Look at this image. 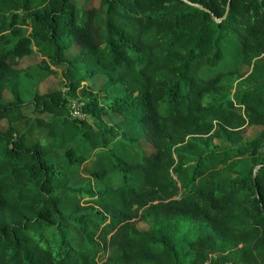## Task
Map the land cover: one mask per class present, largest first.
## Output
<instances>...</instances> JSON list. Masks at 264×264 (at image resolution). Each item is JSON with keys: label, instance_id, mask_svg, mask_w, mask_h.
<instances>
[{"label": "trees", "instance_id": "obj_1", "mask_svg": "<svg viewBox=\"0 0 264 264\" xmlns=\"http://www.w3.org/2000/svg\"><path fill=\"white\" fill-rule=\"evenodd\" d=\"M85 6L0 0V264H264V0ZM228 38L240 63L218 71Z\"/></svg>", "mask_w": 264, "mask_h": 264}, {"label": "rangeland", "instance_id": "obj_2", "mask_svg": "<svg viewBox=\"0 0 264 264\" xmlns=\"http://www.w3.org/2000/svg\"><path fill=\"white\" fill-rule=\"evenodd\" d=\"M75 2V4L79 7H84L85 4L87 8H92V7H97L99 5V0H73ZM87 2V3H85ZM223 50H224V60L220 63L219 67H218V71H224L225 69L228 70L230 68H235L237 67V65H239V58L238 56L240 55V48H239V43L237 40H234L233 38H228L224 44H223ZM79 49H72L70 51H68L66 53V57H68V59H72L75 55H77L79 52ZM58 74H61V71H58ZM206 77H208V75H205ZM102 79H95L93 81V83L91 84V90L93 92H98L100 90V87L102 85ZM42 86V92L43 93H50L56 90H62V91H66L65 89V81L62 79V77H57V78H51V80H49V82L47 83H43ZM84 86V84L82 85V87ZM26 87V86H25ZM40 87V85H39ZM28 91L30 92L32 90V87L28 88ZM39 92V91H38ZM40 93V92H39ZM233 94V92H232ZM9 95V94H7ZM229 98V102L232 103V96L228 97ZM76 102L82 101L83 100V96L81 91L79 90L77 92V96H76ZM68 109H69V105H68ZM26 114H28V116H33V114L31 113V110H29L28 112H26ZM33 118V117H32ZM85 120V119H84ZM104 120L109 123V124H114L116 123L117 119L113 118V117H106L104 118ZM88 124H92V122H90L89 120H87ZM7 129V124L4 123L1 127V131H5ZM18 130L21 131L22 133L25 132V137L27 140V145L31 146L34 145L37 142H40L42 144H46L47 143V139L45 138V134L43 131L41 130H35L33 127H20L18 126ZM260 129H251L249 128L246 135H245V141L249 142L251 140H253L255 137H257V135L260 133ZM139 145V149L141 151H143L145 154H148L151 152V148L150 146L145 143V142H141ZM224 148L221 146V149ZM90 169V159H88L82 166L78 167V170L76 171V176L78 177H88V171ZM118 182L116 180H114V178L110 179V184L111 185H116ZM137 228L140 231H146L148 230V227L145 224L139 223L137 225ZM98 264H105L106 262V256L105 255H100L98 257Z\"/></svg>", "mask_w": 264, "mask_h": 264}, {"label": "crops", "instance_id": "obj_3", "mask_svg": "<svg viewBox=\"0 0 264 264\" xmlns=\"http://www.w3.org/2000/svg\"><path fill=\"white\" fill-rule=\"evenodd\" d=\"M42 60V58L38 55H34V56H32V57H30V58H25V59H23V60H21L20 61V63H19V66H18V68L17 69H19V70H25V69H27V68H29V67H33V66H35L36 64H38V62H40ZM250 71H251V68L250 69H246V68H242L241 69V74H243L244 75V77H246V76H248L249 75V73H250ZM32 75H33V73H32ZM51 78H53V77H50V78H48L47 80H45L43 83L45 84V83H47V82H49V80H51ZM97 79H99V78H97ZM101 79V78H100ZM103 82V81H102ZM43 83L42 84H40V87H39V85L37 86V83H35L34 84V86L32 87V88H35L36 86V88H37V90L40 92H38L39 94H46V93H43L41 90H42V86L41 85H43ZM56 91H58V90H56ZM60 91H62V90H60ZM8 93L7 92H4L3 93V102L4 103H8V102H10L11 101V97H10V95H7ZM28 115V114H27ZM4 123H6L5 121H3V122H1V124H0V131H1V127H2V125L4 124ZM22 127V126H21ZM251 129H260V128H258V127H252ZM261 130V129H260ZM248 131V130H247Z\"/></svg>", "mask_w": 264, "mask_h": 264}, {"label": "built area", "instance_id": "obj_4", "mask_svg": "<svg viewBox=\"0 0 264 264\" xmlns=\"http://www.w3.org/2000/svg\"><path fill=\"white\" fill-rule=\"evenodd\" d=\"M83 106H84V103H82V102L71 101L69 103L68 119L70 121H82V120H84L86 117L82 112Z\"/></svg>", "mask_w": 264, "mask_h": 264}, {"label": "water", "instance_id": "obj_5", "mask_svg": "<svg viewBox=\"0 0 264 264\" xmlns=\"http://www.w3.org/2000/svg\"><path fill=\"white\" fill-rule=\"evenodd\" d=\"M229 1H230V0H229ZM185 3L188 4L189 6H192V7L197 8V9L200 10V11H203V12H205V13H207V14H210V12H209L208 10H206L204 7H202V6H200V5H194V4H191L190 2H187V1H185ZM228 11H229V4L227 5L226 12H225V14H224V16H223V18H222L221 20H216V19L213 17V19L215 20V22H216V23H220V22L224 21V20L226 19V17H227ZM254 179H255V178H253V180H254Z\"/></svg>", "mask_w": 264, "mask_h": 264}]
</instances>
